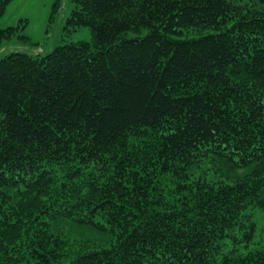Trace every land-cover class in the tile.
Listing matches in <instances>:
<instances>
[{
    "label": "trees",
    "instance_id": "trees-1",
    "mask_svg": "<svg viewBox=\"0 0 264 264\" xmlns=\"http://www.w3.org/2000/svg\"><path fill=\"white\" fill-rule=\"evenodd\" d=\"M72 1L0 56V264H264V0Z\"/></svg>",
    "mask_w": 264,
    "mask_h": 264
},
{
    "label": "rangeland",
    "instance_id": "rangeland-1",
    "mask_svg": "<svg viewBox=\"0 0 264 264\" xmlns=\"http://www.w3.org/2000/svg\"><path fill=\"white\" fill-rule=\"evenodd\" d=\"M73 8L72 0H11L0 18V27L21 26L19 32L30 40L13 41L9 47L1 49L0 56L12 49L42 53L68 42L91 40L88 27L67 23Z\"/></svg>",
    "mask_w": 264,
    "mask_h": 264
}]
</instances>
